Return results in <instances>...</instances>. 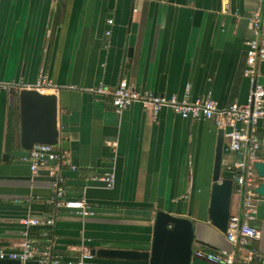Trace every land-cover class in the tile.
Segmentation results:
<instances>
[{"label":"crops","instance_id":"obj_1","mask_svg":"<svg viewBox=\"0 0 264 264\" xmlns=\"http://www.w3.org/2000/svg\"><path fill=\"white\" fill-rule=\"evenodd\" d=\"M255 8V0H0V82L33 85L46 76L56 87L48 93L58 97L65 197L86 201L94 213L81 217L48 203L50 176H33L19 148L17 92H0V248L21 241L20 220L51 217V227L28 230L59 259L74 260L84 248L148 250L154 215L162 211L193 221L194 264H216L196 252L235 256L236 245L207 217L220 129L214 121L182 119L169 109L153 117L138 104L118 113L108 97L88 90L125 79L167 98L244 104L247 16ZM256 71L264 86V63ZM253 131L264 161V125ZM228 144L224 137V164L240 158ZM105 175L114 178L111 188L94 180ZM239 208L233 195L231 215ZM250 224L261 235L238 248L234 264H264L245 260L247 250L264 255V198Z\"/></svg>","mask_w":264,"mask_h":264},{"label":"built area","instance_id":"obj_2","mask_svg":"<svg viewBox=\"0 0 264 264\" xmlns=\"http://www.w3.org/2000/svg\"><path fill=\"white\" fill-rule=\"evenodd\" d=\"M256 8L247 16L250 30V38L246 41L245 66L243 76L249 82L250 90L244 104L231 103L227 107L219 108L211 97L188 101L187 98L177 100L175 97L167 98L152 92H140L122 79L114 88L106 89L98 86L88 91L96 97H108L111 106L118 113L138 104L145 112H150L157 117L163 109H169L182 119L214 121L216 127L225 130V137L229 142V149L240 158L231 163L224 164V172L239 186L238 193L242 190L241 219L232 216L227 224L226 238L238 247H243L260 237V231L251 226L250 221L256 212L257 195L253 192L255 185L254 163L258 161L259 141L253 135V127L258 123L264 125V86L257 82L256 67L258 63H264V0H255ZM112 24V20H108ZM110 35V31L105 33ZM35 89L40 93L55 91L56 87L46 77L41 76L33 85H24L21 82H0V92H18L20 89ZM69 89H76L69 86ZM240 125L241 127H236ZM252 126L248 133V126ZM26 161L29 170L34 176L38 170L46 167L49 173L52 187V196L48 200L55 209H67L74 211L81 217L93 216L92 209L84 200H73L65 197L63 178L60 167L68 163L66 153L49 145H35L27 153ZM102 182L106 188L113 186L112 175L94 178ZM23 227L21 241L15 249L0 248V260L18 261L20 264L35 262L36 264H96L95 255L90 248L81 250L78 258L74 260H62L52 254L49 246L39 245L30 238L29 227H51L54 222L49 217H29L20 220ZM198 257L204 258L216 264H234L235 256L232 253L207 254L196 252ZM246 262L262 261L264 255L255 250H247Z\"/></svg>","mask_w":264,"mask_h":264},{"label":"water","instance_id":"obj_3","mask_svg":"<svg viewBox=\"0 0 264 264\" xmlns=\"http://www.w3.org/2000/svg\"><path fill=\"white\" fill-rule=\"evenodd\" d=\"M19 109V148L28 153L35 145L60 147L61 137L58 125V97L55 93H40L35 89L22 88L17 92ZM252 126H248L251 133ZM225 130L219 129L212 173L211 195L207 217L209 223L222 233H227V224L232 217L230 212L233 195L240 198L237 216L241 219L242 188L222 173L223 144ZM226 138V137H225ZM255 184L253 192L264 198V161L253 165ZM49 175L48 171H39L36 175ZM50 181L52 179L50 178ZM235 191V193H234ZM195 238L194 223L191 219L156 211L152 224L151 244L148 250L116 249L98 247L92 249L96 259L140 262L143 264H194L193 244ZM238 244H236L235 263ZM4 264H19L18 261L0 260ZM35 264V263H27Z\"/></svg>","mask_w":264,"mask_h":264},{"label":"trees","instance_id":"obj_4","mask_svg":"<svg viewBox=\"0 0 264 264\" xmlns=\"http://www.w3.org/2000/svg\"><path fill=\"white\" fill-rule=\"evenodd\" d=\"M10 139H12V137L9 136V140H10ZM128 263H129V262H128ZM138 264H140V263H138ZM141 264H143V263H141Z\"/></svg>","mask_w":264,"mask_h":264}]
</instances>
